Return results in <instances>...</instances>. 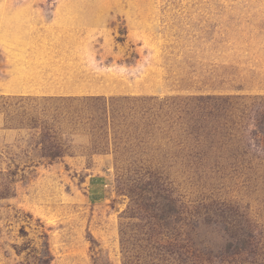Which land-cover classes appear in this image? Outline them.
<instances>
[{
    "label": "rangeland",
    "instance_id": "obj_1",
    "mask_svg": "<svg viewBox=\"0 0 264 264\" xmlns=\"http://www.w3.org/2000/svg\"><path fill=\"white\" fill-rule=\"evenodd\" d=\"M0 264H264V0H0Z\"/></svg>",
    "mask_w": 264,
    "mask_h": 264
},
{
    "label": "crops",
    "instance_id": "obj_2",
    "mask_svg": "<svg viewBox=\"0 0 264 264\" xmlns=\"http://www.w3.org/2000/svg\"><path fill=\"white\" fill-rule=\"evenodd\" d=\"M81 14H83V15H86V14H88V13H81ZM24 14L22 13V14H19V15H17L18 16V18H16L18 21H15L16 22V24L18 25V29H15L16 31H18V32H16V33H19V34H21L20 32H24V29H25V24H24V22H23V20H22V16H23ZM88 16V15H87ZM53 20H55V19H53ZM53 20L51 21L52 22V24L53 25H55V22H53ZM15 22H13V23H15ZM70 23V24H69ZM68 23V26L72 29L73 28V30H79L78 29V26H76V25H74L75 23H71V22H69ZM19 34H13L14 36L15 35H19ZM13 37V36H12ZM57 94H63V93H57Z\"/></svg>",
    "mask_w": 264,
    "mask_h": 264
}]
</instances>
